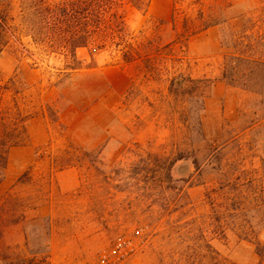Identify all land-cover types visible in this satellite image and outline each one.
<instances>
[{"label": "rangeland", "instance_id": "1", "mask_svg": "<svg viewBox=\"0 0 264 264\" xmlns=\"http://www.w3.org/2000/svg\"><path fill=\"white\" fill-rule=\"evenodd\" d=\"M29 3L0 0V264H259L264 0L125 4L126 42L75 55L32 39ZM249 180L216 234L207 194Z\"/></svg>", "mask_w": 264, "mask_h": 264}, {"label": "trees", "instance_id": "2", "mask_svg": "<svg viewBox=\"0 0 264 264\" xmlns=\"http://www.w3.org/2000/svg\"><path fill=\"white\" fill-rule=\"evenodd\" d=\"M150 3L151 0H30L22 12L28 23L29 34L35 42L45 43L51 49L69 51L75 55L77 50L93 45L101 51L108 47H120L130 37V32L118 9L125 4H131L140 10H147ZM5 20V16L0 13V28L3 27ZM215 24L216 22L207 24L204 29L207 30ZM174 26H176V18H174ZM185 27L189 31L187 23ZM136 54V51L131 49L123 53L122 60L128 64L133 63L136 61ZM173 86L180 85L173 83ZM161 171H164V168ZM167 171L170 176V168ZM254 186L255 181L252 180L243 184L222 185L218 194L221 200L219 205H215L211 192L207 194L212 211L218 216L216 221L219 225L215 226L216 234L225 235L227 230L232 229L229 220L235 221L241 216H246L245 213L251 210L244 208L245 198L242 189H253ZM254 196L258 197V195ZM255 197H252L253 201H257ZM244 222L250 225L247 220ZM239 230L242 234H247L252 232L253 227L240 225ZM253 245L260 259L259 264H264V243L257 242ZM207 248L211 250L208 244Z\"/></svg>", "mask_w": 264, "mask_h": 264}]
</instances>
